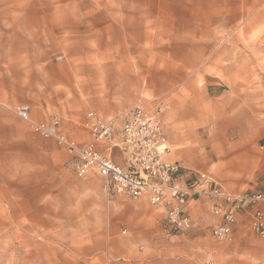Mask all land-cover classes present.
I'll list each match as a JSON object with an SVG mask.
<instances>
[{
	"label": "rangeland",
	"instance_id": "rangeland-1",
	"mask_svg": "<svg viewBox=\"0 0 264 264\" xmlns=\"http://www.w3.org/2000/svg\"><path fill=\"white\" fill-rule=\"evenodd\" d=\"M137 106L207 150L263 134L264 0H0V264H114L113 236L83 230L101 179L20 108L85 144L90 112Z\"/></svg>",
	"mask_w": 264,
	"mask_h": 264
},
{
	"label": "crops",
	"instance_id": "crops-1",
	"mask_svg": "<svg viewBox=\"0 0 264 264\" xmlns=\"http://www.w3.org/2000/svg\"><path fill=\"white\" fill-rule=\"evenodd\" d=\"M151 35V32H146V38ZM117 71L122 72V69ZM126 111L122 112L118 107H113L107 114L115 115L114 117H103L95 111L93 113L103 120L116 119L119 124ZM188 136L164 129V142L169 148L165 159L168 162H179L184 168L183 173H205L233 194L246 189L264 191V133L251 137L248 129L244 128L237 134L223 136L215 143L211 141L209 150L202 144L200 135ZM102 145L98 144L97 148L103 155H111L114 162L121 167L126 165L118 149L111 152L107 150L109 154H105ZM208 151L216 156V161L209 162L206 154ZM177 181L183 185L188 183L183 175ZM97 188L101 191V200L105 204L103 209H88L89 216L96 217L97 220L89 221L88 228L83 230L106 232L113 236L108 243L114 253V264L264 262V241L250 228L248 213H240L230 238L220 241L211 234V228L221 222L212 214V203L206 198L192 199L188 203V211L193 220V228L185 233L173 234L165 224L163 209L152 206L148 197L140 200L110 199L102 179L97 182ZM120 231L125 236H120Z\"/></svg>",
	"mask_w": 264,
	"mask_h": 264
},
{
	"label": "built area",
	"instance_id": "built-area-1",
	"mask_svg": "<svg viewBox=\"0 0 264 264\" xmlns=\"http://www.w3.org/2000/svg\"><path fill=\"white\" fill-rule=\"evenodd\" d=\"M18 114L33 132L56 140L68 151L67 168L78 178L89 174L100 176L110 199L148 197L152 206L161 207L170 232L190 231L193 220L188 203L192 199L206 198L212 203V214L221 220L211 228L216 240L230 238L238 215L243 212L250 216L252 231L264 239V191L251 189L233 194L205 173H183L179 162L165 159L169 148L164 142L163 124L158 114L137 106L121 116L119 127L116 119L103 120L90 112L85 122L90 139L85 144H79L62 132L58 117L49 122H37L28 107L20 108ZM98 144H108L109 152L118 149L126 165L121 167L111 155H103ZM181 175L188 179L186 185L177 181Z\"/></svg>",
	"mask_w": 264,
	"mask_h": 264
}]
</instances>
